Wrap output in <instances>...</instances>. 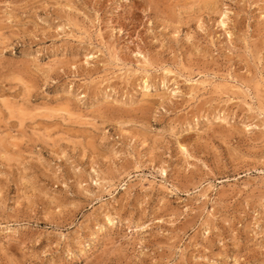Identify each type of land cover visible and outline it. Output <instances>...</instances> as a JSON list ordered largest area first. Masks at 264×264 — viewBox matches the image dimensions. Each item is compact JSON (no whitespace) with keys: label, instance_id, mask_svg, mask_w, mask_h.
Returning <instances> with one entry per match:
<instances>
[{"label":"rangeland","instance_id":"1","mask_svg":"<svg viewBox=\"0 0 264 264\" xmlns=\"http://www.w3.org/2000/svg\"><path fill=\"white\" fill-rule=\"evenodd\" d=\"M0 264H264V0H0Z\"/></svg>","mask_w":264,"mask_h":264},{"label":"bare ground","instance_id":"2","mask_svg":"<svg viewBox=\"0 0 264 264\" xmlns=\"http://www.w3.org/2000/svg\"><path fill=\"white\" fill-rule=\"evenodd\" d=\"M224 21H225V20H224ZM221 22H222V21H221ZM224 25H225V22L223 23V26H224ZM226 27H227V26H226ZM142 55H143V54H142ZM190 81H191V80H190ZM191 82H192V81H191ZM191 82H190V83H191ZM197 82H198V81L192 83L193 88H194V86H195V87L198 86V83H197ZM200 82H202V81H200ZM200 84H201V83H200ZM200 84H199V86H200ZM202 85H203V82H202ZM196 88H197V87H196ZM198 88H199V87H198ZM178 92H179V90H178V91L175 90V95H176ZM180 93H181V92H180ZM163 173H164V172H163ZM209 189H210V188H209ZM201 196H202V195H201ZM206 196H207V194H206V195L203 194V197H204L205 199H206ZM207 198H209V197H207ZM114 223H115V222L112 220V221L109 222V225L114 226ZM111 226H110V227H111Z\"/></svg>","mask_w":264,"mask_h":264}]
</instances>
